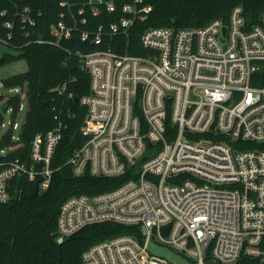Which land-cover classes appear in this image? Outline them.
Returning <instances> with one entry per match:
<instances>
[{
    "label": "built area",
    "instance_id": "built-area-1",
    "mask_svg": "<svg viewBox=\"0 0 264 264\" xmlns=\"http://www.w3.org/2000/svg\"><path fill=\"white\" fill-rule=\"evenodd\" d=\"M59 5L64 10L49 26L50 37L38 42L72 39L88 14H119L108 26L115 34L152 11L144 0ZM18 15L36 25L29 5ZM260 21L248 26L244 6L236 5L227 20L147 28L141 37L146 56L111 48L78 51L91 84L81 98L86 139L69 160L74 174L129 171L131 177L111 190L64 200L57 241L105 221L136 226L144 238L123 233L104 239L83 252L82 264H173L148 251V238L196 264H264V86L252 83L264 60V9ZM103 31V25L82 30L81 38L100 44ZM61 139L60 126L38 132L29 163L0 160L1 203L12 200L20 175L37 182L39 194L49 187Z\"/></svg>",
    "mask_w": 264,
    "mask_h": 264
},
{
    "label": "trees",
    "instance_id": "trees-1",
    "mask_svg": "<svg viewBox=\"0 0 264 264\" xmlns=\"http://www.w3.org/2000/svg\"><path fill=\"white\" fill-rule=\"evenodd\" d=\"M60 0H0V41L11 48L22 50L20 58L27 61V70L3 79L5 88L20 87L21 92L6 97L4 107L12 108L11 127L0 138V160L20 158L29 163L33 139L38 132L58 126L62 139L56 147L51 167L53 173L49 187L38 195L33 194L35 181L26 175L16 177L11 201L0 202V264H82L83 252L104 239L123 234L137 233L136 226L112 221L92 223L63 242L57 241L58 216L64 200L73 195L95 194L111 190L131 177L128 171L116 177L94 176L90 173L77 176L70 163L85 141L82 133L87 107L81 98L90 92L91 75L80 63L78 51L91 52L114 49L118 53L146 56L142 34L149 27L203 26L216 18L227 20L236 5H243L248 26L259 24L264 0H144L152 11L144 20H137L127 32L110 33L109 23L118 19L117 13L87 15V22L78 21L72 39L60 44L38 42L50 37L49 26L60 19L64 8ZM29 5L36 16V25L23 23L18 11ZM12 22V28L5 26ZM103 25L102 42L82 40L81 31H94ZM16 58L0 56V66ZM252 83L264 86V60L254 72ZM28 100V110L17 139H13L15 118L22 105V96ZM5 94L0 92V102ZM4 112L0 110V127ZM142 122L144 119L142 118ZM172 128V125L171 127ZM6 149V153H1Z\"/></svg>",
    "mask_w": 264,
    "mask_h": 264
},
{
    "label": "rangeland",
    "instance_id": "rangeland-1",
    "mask_svg": "<svg viewBox=\"0 0 264 264\" xmlns=\"http://www.w3.org/2000/svg\"><path fill=\"white\" fill-rule=\"evenodd\" d=\"M27 61L24 58L15 59L9 63L3 64L0 66V92L5 94V99L0 102V110L4 109L6 104V97L8 95L16 94L17 91L11 88H5L2 86L3 79L18 74L21 72H25L27 70ZM28 110V100L25 94L22 96V107L16 115L15 121L17 123V127L13 129V135L18 136L20 134V130L22 128V124L24 123L25 116ZM13 111L12 108L8 109V111L4 112V121L3 125L0 127V138L2 134H4L10 127L11 121L13 119Z\"/></svg>",
    "mask_w": 264,
    "mask_h": 264
},
{
    "label": "water",
    "instance_id": "water-1",
    "mask_svg": "<svg viewBox=\"0 0 264 264\" xmlns=\"http://www.w3.org/2000/svg\"><path fill=\"white\" fill-rule=\"evenodd\" d=\"M23 54L22 50L14 49L6 45L5 43L0 41V56L1 58H4V56L9 55L16 59H19ZM8 110L7 107H4L3 112H6ZM33 194L38 195L39 189H38V183L36 182L33 187ZM168 227L164 229L165 233L167 232ZM146 247L149 252H151L154 255L161 256L163 258H166L173 264H196L191 262L188 258L183 256L182 254L178 253L177 251L173 250L169 246L160 244L153 240V238H148L146 242ZM207 264H217L216 261H208Z\"/></svg>",
    "mask_w": 264,
    "mask_h": 264
}]
</instances>
